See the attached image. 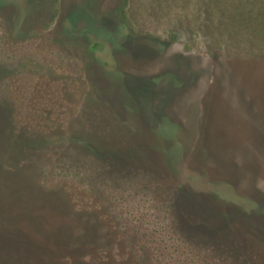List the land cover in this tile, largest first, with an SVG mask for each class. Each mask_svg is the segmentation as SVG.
<instances>
[{
	"label": "rangeland",
	"instance_id": "obj_1",
	"mask_svg": "<svg viewBox=\"0 0 264 264\" xmlns=\"http://www.w3.org/2000/svg\"><path fill=\"white\" fill-rule=\"evenodd\" d=\"M39 2L0 0V264H264V54L219 42L226 9ZM88 70L133 131L115 103L85 107ZM33 106L102 130L121 161L69 148L14 163L13 125L30 137L21 123L46 120Z\"/></svg>",
	"mask_w": 264,
	"mask_h": 264
},
{
	"label": "trees",
	"instance_id": "obj_2",
	"mask_svg": "<svg viewBox=\"0 0 264 264\" xmlns=\"http://www.w3.org/2000/svg\"><path fill=\"white\" fill-rule=\"evenodd\" d=\"M30 1L32 2V0ZM35 1L38 4L41 3L39 2V0H35ZM36 6L38 5L36 4ZM218 7H221L223 13H225L224 11L226 9V13H228L231 17L228 21L222 22L220 29H218L219 42L221 43L220 39L222 38V36L228 35L233 40L232 44L234 50H238L236 48L237 43H241L246 45L247 46L246 49L248 50V52L252 53L254 56L263 55L264 54V0H218ZM67 33L70 34L69 35L70 37L72 38L75 37V35L72 34L73 31L69 30ZM218 45L220 44L218 43ZM218 49L220 48L218 47ZM91 62L93 63L95 62V60L91 59ZM1 63L2 64H0V79L6 75L8 76V72H9V66L5 64L6 61ZM21 63L23 65V60H21ZM92 63L89 64L92 65ZM90 70H88L89 74H90ZM89 82H90V86H88L89 90L85 91L84 99H83L84 101L83 103H85V107H87L88 110L91 109L96 110V109H101V105L103 104L111 106L110 104L115 103L114 108L111 106L115 111V116L118 118V120L119 119L122 120L119 121H121V123L125 126L126 132L133 131L132 130L133 128L131 126L129 125L127 126V124L124 123L126 121H130L127 120L124 115L127 116L132 115V117H135L136 113L129 112L128 109L126 108L125 102L119 100L121 98H118V96L117 99L114 98L115 100L109 98L108 95L112 93L111 94L112 96L113 93L115 92L114 88L110 90V85L112 84L109 85V88L106 92L105 88L100 90L97 89V87H95V81L93 79V76H91V74H90ZM8 90H10L11 93L13 87L9 86ZM116 105H118L119 107L117 108ZM6 106L8 107L9 111H11V119L14 118L15 120L16 118L15 113H17L16 107L13 106V110H12L10 105L7 104ZM34 108L38 109L37 106H33V109ZM38 110H40L39 117L46 120L41 122L32 121V122L21 123V126L24 127V129L27 131L26 133L29 134L30 137L28 135L20 137L21 129L19 127H16L15 126L16 124L13 125L14 126L13 134L15 140L13 143V150L11 152L10 158L12 159V161H13V156L16 158V161L14 163L28 164L29 161L27 155L31 153L33 155L38 151L51 152L56 150L55 153H57L58 149L64 150L69 148L83 149V152H85L87 156L93 155L94 157L100 160H104L105 158L111 156V158H113L114 160L121 161L122 154L119 152V150H116L118 147L115 146L112 139L110 140L111 137L106 136L102 130L95 129L94 131L92 129V126L89 125V123L87 122L81 123L78 127H76L74 121H69V122H63V126H61V122L55 123L53 118L52 117L50 118L51 114H53L51 110L45 108ZM132 110L135 111V109H131V111ZM106 144L108 145L109 149H104L106 147ZM140 148L141 146L138 145L136 149L134 150L132 149L130 155L132 154L134 155L135 152L139 151ZM31 163L32 162H30L29 164ZM8 164L10 165V163ZM92 166L93 165H90L89 167L92 169L90 171L91 173L100 174L104 171V168L102 167L96 170L95 168H92ZM60 177L64 178L65 180L67 179L63 175H61ZM85 182H83V185ZM57 187H61L64 190H67L65 184L58 185ZM58 189L59 188H56V190Z\"/></svg>",
	"mask_w": 264,
	"mask_h": 264
}]
</instances>
